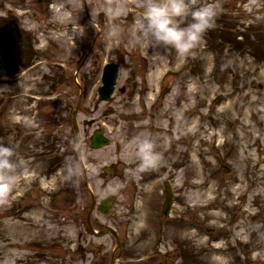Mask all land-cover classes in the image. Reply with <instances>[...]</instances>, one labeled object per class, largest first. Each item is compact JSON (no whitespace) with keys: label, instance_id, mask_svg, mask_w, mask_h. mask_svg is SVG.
<instances>
[{"label":"rangeland","instance_id":"obj_1","mask_svg":"<svg viewBox=\"0 0 264 264\" xmlns=\"http://www.w3.org/2000/svg\"><path fill=\"white\" fill-rule=\"evenodd\" d=\"M137 1L0 0V144L15 147L19 165L0 201V264H108L112 254L114 264H212L215 252L233 264H264V0H218L217 25L194 54L161 47V60L138 47L145 0ZM112 7L121 14L113 17ZM113 23L122 31L113 32ZM105 61L119 73L113 97L98 103ZM81 94L77 157L70 114ZM108 106L114 113L103 117ZM95 127L109 147L88 148ZM149 134L163 158L160 168L142 171L137 143ZM107 165L114 175L102 179ZM168 179L173 211L164 217ZM192 181L215 189L196 200ZM91 195L115 199L113 218L94 211L90 224H114L117 247L110 236L84 232L77 211ZM207 198L213 207L201 210Z\"/></svg>","mask_w":264,"mask_h":264},{"label":"clouds","instance_id":"obj_2","mask_svg":"<svg viewBox=\"0 0 264 264\" xmlns=\"http://www.w3.org/2000/svg\"><path fill=\"white\" fill-rule=\"evenodd\" d=\"M113 17L121 14V9L112 7ZM136 22L138 39L145 49H152L154 59H165V52L174 50L181 57L194 54V50L205 42L207 33L216 27L220 15L218 0H145ZM113 32L122 31L121 25L113 23ZM78 36L73 35L74 38ZM16 149L9 144H0V201H6L18 179ZM138 168L142 171L158 168L163 158L151 135L138 139ZM207 239V237H204ZM220 247L227 248L226 242ZM212 264H233V258L226 252H215Z\"/></svg>","mask_w":264,"mask_h":264},{"label":"bare ground","instance_id":"obj_3","mask_svg":"<svg viewBox=\"0 0 264 264\" xmlns=\"http://www.w3.org/2000/svg\"><path fill=\"white\" fill-rule=\"evenodd\" d=\"M191 134V132H190ZM211 138V135L210 134H207L206 137H205V140H204V143L205 145L209 144V140ZM190 154H193L192 151L189 152ZM193 157V156H192ZM194 161H192V159H190V163L193 164ZM215 189V184L214 183H209L206 185V183H203V182H200V181H192L189 183V191L191 192V194L194 196V198L196 200H199L201 198H206L208 195H211L212 194V191ZM230 204H227V206H229ZM194 206L196 207V204H194ZM200 209L201 210H204V209H209L212 206L211 204V201L208 200V198L206 199L205 203L202 202L201 205H199ZM205 216L206 217H209V218H217L218 217V212L216 211H211V212H206L205 213Z\"/></svg>","mask_w":264,"mask_h":264},{"label":"water","instance_id":"obj_4","mask_svg":"<svg viewBox=\"0 0 264 264\" xmlns=\"http://www.w3.org/2000/svg\"><path fill=\"white\" fill-rule=\"evenodd\" d=\"M113 78H114V73L107 76V77H104V79H103L104 86L101 90H99V93H100L102 98H107L109 96V94L111 93ZM92 141H93V143L91 145L92 147H99V146L107 143V141L101 137L99 132L94 133V135L92 137ZM167 203H169V202H167Z\"/></svg>","mask_w":264,"mask_h":264}]
</instances>
